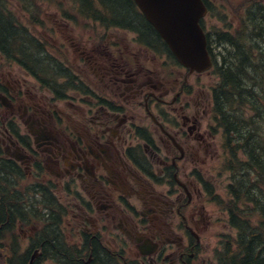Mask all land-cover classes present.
<instances>
[{"label":"flooded vegetation","instance_id":"af4514ba","mask_svg":"<svg viewBox=\"0 0 264 264\" xmlns=\"http://www.w3.org/2000/svg\"><path fill=\"white\" fill-rule=\"evenodd\" d=\"M203 2L208 12L201 25L213 65L207 71V94L203 92L200 101L191 96L188 85L190 77L200 74L191 75L172 60L171 53L165 54L176 66L177 76L181 71L186 75L181 82L174 78L175 85L168 90L158 69L143 67L142 53L152 54L153 62L159 59L156 53L161 47L150 43L137 46L132 54L112 46L119 59L114 58L109 66H101L98 58L110 53L109 47H104V53L97 46L88 52L83 49L85 62L97 67V71L91 69L98 79L78 74V87L61 92L46 84L45 88L34 86L29 72L0 55V125L4 130L0 139V246L3 233L19 226L24 240L33 241L30 258L35 249L42 250L40 259L44 257L45 244L37 240L34 228L27 235L23 223H30L34 214L33 208L26 213L27 203H36L40 196L44 211L35 210L44 215L48 231L75 247L64 250L76 255L78 264H207V252L202 253L211 224L207 203L232 215L228 204L233 195L240 196L250 187L237 189L230 184V199H221L207 176L210 171L189 169L185 160L198 157L196 149L206 152L207 147L208 170L213 138L222 132L223 171L232 183L248 181L250 167L256 175L259 152L264 157L259 129L260 117L264 122V58L259 61L251 45L264 48V38L260 43L253 35V43L245 44L242 25L248 7L247 25H256L258 20L264 24V4L244 0L234 11L233 0ZM224 13L235 14L239 25H217L214 21ZM147 40L154 39L148 34ZM238 53L242 56L238 68L246 64L248 72L256 70L251 82L234 77L238 69L231 66L232 57ZM177 86H181L179 91ZM131 107L144 111L149 124L138 123L139 116L128 113ZM75 114L85 116V121L77 122ZM169 115L175 120H169ZM206 119H215L218 128L208 123L204 128ZM226 136L232 142V156ZM163 147L172 148L171 157L166 158L171 162L160 157ZM155 163L164 165L157 182L165 181L166 186H155L151 180L157 176L152 169ZM23 180L30 185L23 187ZM7 193L16 198L11 201ZM54 199L57 204L53 206ZM217 237L222 242L214 262L223 264L229 242L223 235ZM1 259L14 264L13 259Z\"/></svg>","mask_w":264,"mask_h":264},{"label":"rangeland","instance_id":"374dc122","mask_svg":"<svg viewBox=\"0 0 264 264\" xmlns=\"http://www.w3.org/2000/svg\"><path fill=\"white\" fill-rule=\"evenodd\" d=\"M33 1V8H34V16L35 18H32V14L25 11L24 7H22V4L17 0H8V4L14 13V15L19 19L22 25H24L25 28H27L30 33L38 37L40 40L42 39L45 43V45L48 48V51L52 54L58 53L61 58L64 59V61L70 65V68L75 70L76 72H79L82 76H88L92 79V81L98 79V76H95L93 69H97V67L93 63H87L85 62V55L82 53L85 49L87 52L90 51L92 47L97 46V49L99 51H103L104 47H109V52L102 56H98L100 65L101 66H109L112 62L114 63V58H117V55L114 54L115 47H111L110 44H118L123 45L125 52L132 54L137 52L135 48L138 46L134 43L135 34L129 31L126 27H121L120 29L112 28V27H106L104 24H102L100 21L95 20L91 17L86 16L85 14H82L79 12V10L75 9L68 0H32ZM235 3L234 11L240 8L239 3H242L244 0H233ZM261 4L263 3V0H259ZM261 8V5H259ZM250 7L246 9L245 12H243V17L246 16V22L242 25L244 28V37L247 39V43L245 44H251L252 36L256 38V41L262 43V36L264 38V24L261 21H257L256 25H252L250 22L247 25V10ZM252 8V7H251ZM220 12V11H218ZM217 14V13H215ZM75 15V16H74ZM214 18H211L213 20ZM226 21H223V20ZM217 25L222 26V24H232V25H239L237 16L235 14H221L218 17L217 21H214ZM213 24V23H212ZM251 26H254L251 28ZM258 28V30H257ZM250 36V37H249ZM108 43L107 47L106 44ZM245 44H243V53L245 52ZM250 46V45H249ZM255 48L254 54L256 58L259 59V61L263 60L264 58V48H257V45H251ZM85 47V48H84ZM126 47V48H125ZM137 49V48H136ZM108 50V49H107ZM85 52L86 54H88ZM159 56L158 61H152V54L148 53L146 55L145 53H142L139 57L141 58L143 67H146L147 69L151 70H157L159 71V76L164 79V81L167 83L165 84V89H169L172 87V85H175V81L173 82L174 78L183 80L184 74L182 71L180 72L179 76H177V68L176 66L170 62L169 57L163 53L159 52L156 53ZM245 56H247L246 53H244ZM106 56H109L110 59H108ZM67 57V58H66ZM119 59V58H117ZM79 68L81 70L79 71ZM19 69L23 72V68L20 66ZM97 71V70H96ZM256 70H253L251 72H248L245 77L246 79H250L253 73H255ZM174 74L173 78L170 77V74ZM149 76V73H148ZM143 75V79H144ZM252 79V78H251ZM106 81V79H105ZM262 81V79L260 80ZM33 85L38 86L40 88V82H38L36 79H33ZM97 85H102V82L97 83ZM188 85L191 90V96H196L197 101H200L203 92H206L207 94V74L199 75V76H193L190 77L188 81ZM97 88V86L95 87ZM181 86H177L178 91L180 90ZM187 90V87H185ZM203 105V102L200 103ZM204 106H207V102L204 103ZM62 110H64L65 107L62 105L60 106ZM198 108H196L197 110ZM128 113L134 114L138 117V123L140 124H149L148 120H145L146 116L144 111L134 110L132 107L128 108ZM16 114H19L18 111H16ZM74 119L77 122H81V120L85 121L84 118H81V115H74ZM73 118V116H68V119ZM169 120L174 121L175 116L169 115ZM215 119H206L204 122V128H207V123L214 126L215 129H217L216 122H214ZM259 129H261V135H260V141L263 142L264 146V122L260 117L259 120ZM4 130L2 128V125H0V139L3 136ZM206 143V142H205ZM223 143H224V136L223 133L220 132L218 136H215L213 138L212 144H211V157L212 160H210V166L207 170V147L206 152L199 151L196 149L197 156H194L192 158H187L185 160V166L190 163L189 169L197 168L201 173L204 174V172L210 171L209 176L211 183H214L216 186V192L221 196L223 199H230V193L227 189L228 186L232 183L231 176L226 173L223 167V158H224V149H223ZM207 145V143L205 144ZM173 153L172 148L169 150H165L163 147V150L160 152V157L164 160V162H171V159H166L167 157H171V154ZM195 163V164H192ZM181 165V171H182ZM164 168V165H160L155 163L154 167L152 168L155 171V174L157 173L156 180L151 179L153 184L158 187L166 186L167 183L164 181L162 183H158V171ZM21 181V178H18ZM24 181V180H23ZM30 184L27 182H23V187L29 186ZM150 186V185H149ZM256 196L260 197V194H255ZM262 197L264 198V192L261 193ZM1 197V196H0ZM37 207H42L41 205V199L38 198L35 200ZM245 207V205H244ZM224 210L218 205L215 204H208L207 203V215L210 216V225L207 228V240L203 243V251L207 252V264H210V258L212 261V264H215L214 260L217 256L220 254V248H221V242L222 240L217 237V235H224L227 237V235L231 236H238V232L236 230H232L227 225V219H229L227 213L224 214ZM251 213V212H249ZM220 219V220H219ZM208 221V218H207ZM33 220L29 225H26L25 227V233L29 235V229L34 228L35 232L38 233L39 229ZM67 222H70V219H68ZM251 222L253 225H257L259 222V218L257 216L253 217L251 219ZM24 227V226H23ZM67 224L63 227L66 232L67 230ZM19 226H16L15 230L6 233H3V236L1 238V246L4 248L1 250V257L3 255H7L9 252V249L14 252L13 261L16 263L21 258V255L27 254V252L30 250V244H32L33 241L24 240V233L20 231ZM15 237V238H14ZM229 238V237H228ZM226 242V241H225ZM18 264V262L16 263ZM43 264H52L51 262H44Z\"/></svg>","mask_w":264,"mask_h":264},{"label":"trees","instance_id":"16d2710c","mask_svg":"<svg viewBox=\"0 0 264 264\" xmlns=\"http://www.w3.org/2000/svg\"><path fill=\"white\" fill-rule=\"evenodd\" d=\"M17 1L22 4L25 11L32 14V18L34 19L33 1ZM68 2L82 14L100 21L106 27L132 28L135 27V24L141 23V26L148 34L151 33L148 28L149 25L140 17L141 14L138 12L133 0H68ZM133 29L135 30V28ZM138 30L141 31L140 28ZM0 51L9 57H18L21 65L39 77L43 82L46 80V75L49 72L58 74L64 68V64L59 59L48 55L44 42L35 38L21 24L12 12L8 0H0ZM241 57L239 53L233 54V63L231 65L233 68L238 69V72H234V77L239 82L243 78L245 80V77H247L246 74L250 69L246 64L241 65V68L237 67L236 63L241 60ZM251 78L245 81L251 82ZM57 81L58 78L53 80V82ZM236 88H239V86ZM258 164L259 170L257 171L260 172L261 184H264V173L261 172L264 170V157L260 152L258 154ZM244 186L250 187L248 193H244L245 195L247 194L246 197L256 192L247 182L244 183ZM240 196L236 194L235 198L240 200ZM251 199L255 204L252 215H258L260 218L259 222L257 225H253L248 219H244L234 224V227L239 230V237L237 241L229 240L226 249L225 264H264V202H257L254 197ZM41 240L45 244V247H43L44 255L56 253L49 258L60 259L63 264L69 261L78 262L79 258L76 255L70 256L66 254L62 241L52 231H48L47 227L44 230V237Z\"/></svg>","mask_w":264,"mask_h":264},{"label":"water","instance_id":"95a60500","mask_svg":"<svg viewBox=\"0 0 264 264\" xmlns=\"http://www.w3.org/2000/svg\"><path fill=\"white\" fill-rule=\"evenodd\" d=\"M167 42L180 63L192 72L212 66L200 20L207 12L202 0H135Z\"/></svg>","mask_w":264,"mask_h":264},{"label":"bare ground","instance_id":"6f19581e","mask_svg":"<svg viewBox=\"0 0 264 264\" xmlns=\"http://www.w3.org/2000/svg\"><path fill=\"white\" fill-rule=\"evenodd\" d=\"M75 16V15H74Z\"/></svg>","mask_w":264,"mask_h":264}]
</instances>
